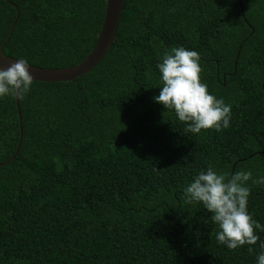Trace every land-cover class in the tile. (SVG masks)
Wrapping results in <instances>:
<instances>
[{
    "label": "trees",
    "instance_id": "obj_1",
    "mask_svg": "<svg viewBox=\"0 0 264 264\" xmlns=\"http://www.w3.org/2000/svg\"><path fill=\"white\" fill-rule=\"evenodd\" d=\"M104 10L105 0H0L2 53L73 67ZM175 46L199 54L201 81L232 104L227 129L186 133L153 101L155 65ZM263 81L264 0H124L89 73L33 82L20 120L14 97L0 99V264H256L264 232L226 249L182 189L208 166L264 175ZM247 210L264 225V188L250 186Z\"/></svg>",
    "mask_w": 264,
    "mask_h": 264
},
{
    "label": "clouds",
    "instance_id": "obj_2",
    "mask_svg": "<svg viewBox=\"0 0 264 264\" xmlns=\"http://www.w3.org/2000/svg\"><path fill=\"white\" fill-rule=\"evenodd\" d=\"M200 56L183 46L165 49L155 65L159 73V93L153 101L174 113L186 124L184 131L193 135L204 130L217 133L229 127L231 103L212 95L200 79ZM33 77L28 61L20 57L0 67V99L22 98L31 89ZM250 186L264 188V175L254 178L251 170L218 172L208 166L196 173L182 189L185 204H199L215 225L214 239L228 250L257 245L264 225L247 210ZM257 247L256 264H264V241ZM252 252L251 247L248 248Z\"/></svg>",
    "mask_w": 264,
    "mask_h": 264
},
{
    "label": "water",
    "instance_id": "obj_3",
    "mask_svg": "<svg viewBox=\"0 0 264 264\" xmlns=\"http://www.w3.org/2000/svg\"><path fill=\"white\" fill-rule=\"evenodd\" d=\"M124 0H105L104 17L101 28L96 36L95 44L91 52L86 58L77 65L65 69H43L29 65V71L33 77V82L42 83H65L72 82L77 78L89 73L95 68L107 53L109 47L112 45L115 33L120 20L121 11ZM3 45L0 47V67H6L13 62L12 59L2 53ZM264 92V81L261 86ZM15 105L17 109L18 119L20 120V112L18 106V98H15ZM21 130V129H20ZM21 134V133H20ZM22 136V135H21ZM20 142L17 145L14 155L16 154ZM14 156H12L13 158Z\"/></svg>",
    "mask_w": 264,
    "mask_h": 264
}]
</instances>
